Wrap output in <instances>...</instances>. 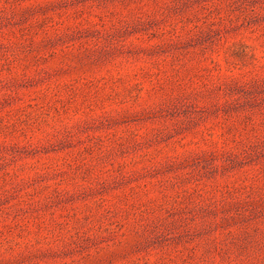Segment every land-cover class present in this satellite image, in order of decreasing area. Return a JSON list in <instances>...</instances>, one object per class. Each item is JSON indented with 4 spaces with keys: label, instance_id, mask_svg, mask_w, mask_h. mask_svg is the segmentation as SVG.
Instances as JSON below:
<instances>
[{
    "label": "rangeland",
    "instance_id": "1",
    "mask_svg": "<svg viewBox=\"0 0 264 264\" xmlns=\"http://www.w3.org/2000/svg\"><path fill=\"white\" fill-rule=\"evenodd\" d=\"M0 264H264V0H0Z\"/></svg>",
    "mask_w": 264,
    "mask_h": 264
}]
</instances>
